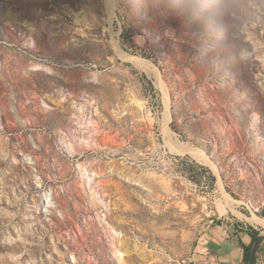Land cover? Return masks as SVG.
<instances>
[{"label":"rangeland","instance_id":"rangeland-1","mask_svg":"<svg viewBox=\"0 0 264 264\" xmlns=\"http://www.w3.org/2000/svg\"><path fill=\"white\" fill-rule=\"evenodd\" d=\"M258 218L264 0L211 31L171 0H0V264H184L224 220L264 264Z\"/></svg>","mask_w":264,"mask_h":264},{"label":"crops","instance_id":"crops-1","mask_svg":"<svg viewBox=\"0 0 264 264\" xmlns=\"http://www.w3.org/2000/svg\"><path fill=\"white\" fill-rule=\"evenodd\" d=\"M248 225L231 220L212 224L193 243L187 258L191 264H245V246L251 247L250 254L254 248Z\"/></svg>","mask_w":264,"mask_h":264},{"label":"clouds","instance_id":"clouds-1","mask_svg":"<svg viewBox=\"0 0 264 264\" xmlns=\"http://www.w3.org/2000/svg\"><path fill=\"white\" fill-rule=\"evenodd\" d=\"M240 5L241 0H171L174 13L199 24L205 31L222 28L237 14ZM119 10V4L112 9Z\"/></svg>","mask_w":264,"mask_h":264},{"label":"bare ground","instance_id":"bare-ground-1","mask_svg":"<svg viewBox=\"0 0 264 264\" xmlns=\"http://www.w3.org/2000/svg\"><path fill=\"white\" fill-rule=\"evenodd\" d=\"M135 61H137L140 65L144 66V68H147L149 71L155 72V69L148 62H146L144 60H141V59H136ZM166 122H167V120H166ZM170 146L174 150L188 149L191 152V154L196 155L200 159L204 160L207 164H209L212 167V169L214 170V172L218 171L217 166L211 160H209L206 157V155L204 154V151H202L201 149H198L196 147H193V146H190V145H187V144L177 145V144H175L173 139L170 142ZM254 222L260 223V224H264V219L258 218Z\"/></svg>","mask_w":264,"mask_h":264},{"label":"trees","instance_id":"trees-1","mask_svg":"<svg viewBox=\"0 0 264 264\" xmlns=\"http://www.w3.org/2000/svg\"><path fill=\"white\" fill-rule=\"evenodd\" d=\"M201 167L206 169L205 166H201ZM210 178L213 181H215V179H216V177L212 174L210 175ZM248 232L252 236V239L254 242V248H253V253L250 254L251 247L245 246V251H246L245 264H258L256 252L258 251L260 244L263 241V236H262L261 232L259 230L255 229L252 225H248Z\"/></svg>","mask_w":264,"mask_h":264},{"label":"built area","instance_id":"built-area-1","mask_svg":"<svg viewBox=\"0 0 264 264\" xmlns=\"http://www.w3.org/2000/svg\"><path fill=\"white\" fill-rule=\"evenodd\" d=\"M184 264H191L190 260L187 258V259H184L183 260Z\"/></svg>","mask_w":264,"mask_h":264}]
</instances>
